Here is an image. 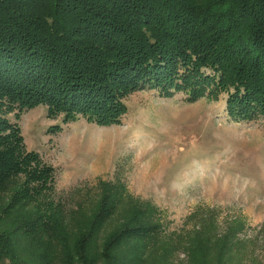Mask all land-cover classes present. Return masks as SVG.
I'll list each match as a JSON object with an SVG mask.
<instances>
[{
    "label": "trees",
    "instance_id": "obj_1",
    "mask_svg": "<svg viewBox=\"0 0 264 264\" xmlns=\"http://www.w3.org/2000/svg\"><path fill=\"white\" fill-rule=\"evenodd\" d=\"M143 88L225 92L233 119L264 123V0H0V264H264L232 227L166 231L149 204L120 208L121 185L66 208L7 116L45 104L107 126Z\"/></svg>",
    "mask_w": 264,
    "mask_h": 264
},
{
    "label": "rangeland",
    "instance_id": "obj_2",
    "mask_svg": "<svg viewBox=\"0 0 264 264\" xmlns=\"http://www.w3.org/2000/svg\"><path fill=\"white\" fill-rule=\"evenodd\" d=\"M225 92L188 101L137 89L123 98L126 112L100 126L82 115L63 123L45 104L18 119L28 150L55 168L56 196L66 208L95 201L102 181L121 185L149 204L166 231L210 219L220 232L234 228L248 250L264 249V123L235 120ZM57 126H60L58 128ZM119 217V216H114Z\"/></svg>",
    "mask_w": 264,
    "mask_h": 264
}]
</instances>
